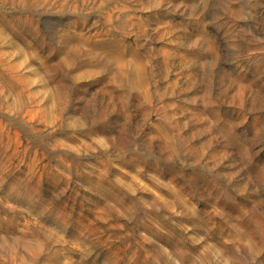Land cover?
I'll return each instance as SVG.
<instances>
[{"label":"rangeland","instance_id":"374dc122","mask_svg":"<svg viewBox=\"0 0 264 264\" xmlns=\"http://www.w3.org/2000/svg\"><path fill=\"white\" fill-rule=\"evenodd\" d=\"M0 264H264V0H0Z\"/></svg>","mask_w":264,"mask_h":264}]
</instances>
